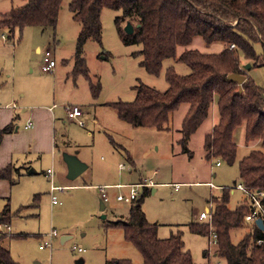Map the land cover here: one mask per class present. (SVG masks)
Returning a JSON list of instances; mask_svg holds the SVG:
<instances>
[{
  "label": "rangeland",
  "instance_id": "374dc122",
  "mask_svg": "<svg viewBox=\"0 0 264 264\" xmlns=\"http://www.w3.org/2000/svg\"><path fill=\"white\" fill-rule=\"evenodd\" d=\"M27 1L0 0V14L20 8ZM73 1H62L55 28L26 27L22 32L18 30L13 39L7 37L6 31L0 34V103L4 108L16 105L20 126L28 122L24 109L30 112L33 105H54L58 112L59 165H50L47 169L54 171V185L60 189L51 191L52 178L42 173L44 169L38 170L35 176L14 174L17 183L13 186L14 196L9 197L11 212L33 205L35 195L40 200L38 206L12 215L5 242L13 259L19 264H107L114 259L142 264L141 253L125 240L123 230L106 226L111 221L127 219L131 203L119 202L116 197L128 195L130 188L107 189L108 202L98 188L104 184H128L152 178L161 184L157 185V192L151 190L145 196L142 206L147 219L159 225L158 236L165 239L181 231L185 250L191 252L196 264H226L224 259L215 256L217 245H210L209 237L190 232L188 225L207 221L199 220L200 213L206 205L213 206L212 196L222 193L206 182L231 189L228 203L231 209L244 201L245 194L236 189L241 183L239 163L250 151L261 149V145L246 144L245 125H242L234 134L237 156L233 164L205 157V137L219 121L217 97L211 116L193 135L189 153H184L179 143L188 104L171 113L166 130L134 127L121 119L110 103L134 101V88L141 83L164 92L169 87L166 81L169 67H174L179 75L190 74L191 69L168 58L159 75L149 74L141 65L143 55L138 54L142 45L127 46L120 38L115 20L121 12L105 8L101 14L102 42L89 39L84 46L89 77L77 73L75 55L82 24L73 18L70 10ZM127 24H123L124 29ZM38 49L42 52L38 53ZM222 49L224 45H207L201 36H196L189 45L178 47V55L186 50L218 53ZM45 51H50L56 61L52 72L43 70ZM256 51L262 54L263 46L257 44ZM242 61L244 67L251 64L247 59ZM244 71L264 89V65ZM97 84L100 91L95 96L93 86ZM69 106L82 109L80 121L84 125L67 120ZM64 154L76 156L88 169L77 179L69 180ZM47 159L44 161L48 163V156ZM130 159L134 166L128 162ZM120 163L131 170L122 172L121 177ZM172 183H180L181 188L175 191L170 186ZM143 191L141 188L138 193L142 195ZM53 195L57 204L53 203ZM102 202L106 206L104 211ZM53 231L57 235L52 246L40 249ZM245 232L246 229L235 232L234 241L238 242ZM64 236L69 239L62 243Z\"/></svg>",
  "mask_w": 264,
  "mask_h": 264
},
{
  "label": "trees",
  "instance_id": "16d2710c",
  "mask_svg": "<svg viewBox=\"0 0 264 264\" xmlns=\"http://www.w3.org/2000/svg\"><path fill=\"white\" fill-rule=\"evenodd\" d=\"M62 1L28 0L22 7L0 14V34L6 31L7 37L13 39L18 30L22 32L26 27L55 28ZM105 8L121 12L115 20L120 38L127 46L142 45L138 54L143 55L141 65L149 74L159 75L168 58L191 69L190 74L179 75L174 67H169L166 71L169 87L164 92L143 83L135 86L134 101L110 103L119 117L134 127L166 130L171 113L188 104L179 143L182 151L189 153L190 141L211 116L217 97L219 121L205 137V157L233 164L237 156L234 134L245 125L246 144L258 143L261 149L250 151L240 161V184L264 191V89L247 75L242 61L247 59L253 67L264 65V0H74L70 10L82 24L75 68L87 77L84 46L89 39L102 42L101 14ZM124 23L133 25L132 34L125 31ZM196 36H201L207 45L220 43L224 49L218 53L186 50L178 55V47L189 45ZM257 44L263 46L262 54L257 53ZM234 73L247 76L241 93L238 83L226 80ZM99 91L100 84L93 86L95 96ZM12 130L11 125L0 129V145ZM20 170L9 165L0 171V179L14 185L17 183L14 174L20 177ZM221 191V195L211 198L214 206L210 221L190 223V232L206 237L215 232L218 236L215 256L226 264H264V230L246 220L251 210L248 199L231 209L228 206L231 189L224 187ZM149 192L145 188L131 203L126 220L111 221L106 226L123 230L125 240L141 253L142 264H196L191 252L185 250L183 232L165 239L158 236L159 225L150 222L142 208ZM39 200V195H35L31 206H38ZM31 206H22L12 213L10 205H6L0 213V222L10 224L12 215ZM245 229L247 232L235 242L233 234ZM5 239L6 236L0 235V264H19L4 247ZM107 264L134 263L130 259H114Z\"/></svg>",
  "mask_w": 264,
  "mask_h": 264
},
{
  "label": "crops",
  "instance_id": "0c3cea01",
  "mask_svg": "<svg viewBox=\"0 0 264 264\" xmlns=\"http://www.w3.org/2000/svg\"><path fill=\"white\" fill-rule=\"evenodd\" d=\"M41 52L42 50L38 49V53ZM16 109L17 108H13V105L11 107L4 108L3 105L0 103V129H3L8 125L13 126L12 132L4 136L2 144L0 145V171L6 168L7 166L11 165L14 166L16 169H21L20 177L23 176L26 177V176H35L38 174L37 172L38 170L44 169L42 173L52 178L51 180L52 181L51 188H52V186L54 185V180H53L54 171H52L50 168L47 169V167H49L50 165H54V166L59 165V161L57 159V142H56V134H57L56 125H57L58 112L56 113V108L54 105L53 106L33 105L30 108L31 110L30 112L27 109H24L26 120L28 122L32 121L34 123L33 127L28 129L26 128L28 122L24 123L23 126L19 125V123L21 122L17 121L19 115L16 113ZM67 120L70 121L68 119V115H67ZM47 156L49 157L48 163L44 161V160H48ZM128 162H130L131 165L134 164L132 159H130ZM120 164H119V171H120L119 177L122 176L121 174L122 172L131 171L130 167H128L126 164H125L126 168L124 170H121ZM49 170L52 172V175L48 174ZM29 171H31L32 173L29 174ZM151 180L153 179L151 178ZM136 183H139V181L128 184H136ZM154 183L156 184L154 185V187L148 188L149 191L152 190V193L157 192L156 187L157 185L161 184L159 182H154ZM206 183L210 184V182H206ZM128 184H121V183L104 184L101 185V187L128 185ZM173 184H180V183H172V185ZM14 185H12L9 180L0 179V213L4 210L6 205L9 204L10 202L9 197L14 196V191H13ZM172 185L170 186L174 187ZM83 186L90 187V185H85V184ZM93 186L96 187V185ZM215 187L218 188H213V189L222 190L219 187H223V186H215ZM174 188L175 191H178L181 187H179V189H176V187ZM98 189H100V187ZM108 189L120 190L122 188L111 187ZM246 199L247 197L244 200ZM213 206L206 205L203 211L205 212L209 211L211 214V210ZM4 246L5 248L9 249L7 242L4 243Z\"/></svg>",
  "mask_w": 264,
  "mask_h": 264
},
{
  "label": "built area",
  "instance_id": "2783aa9c",
  "mask_svg": "<svg viewBox=\"0 0 264 264\" xmlns=\"http://www.w3.org/2000/svg\"><path fill=\"white\" fill-rule=\"evenodd\" d=\"M233 47V46H232ZM44 66H43V70L46 72H52L53 69L56 66V61L52 58V53L50 51H45L44 53ZM13 108H16V105H13ZM67 115H68V119L73 121H78L79 124L84 125V123L82 121H80V117H82V110L80 107L77 106H69L67 107ZM34 125V123L32 121H29L26 128L30 129L32 128ZM126 168L125 164H120V169L124 170ZM51 171L49 170L48 174L51 175ZM156 185L153 180L151 179H143L141 182L136 183V184H128V185H115V186H104L100 188V191L102 193V197L105 201H109L110 198L108 197L106 190L108 188L114 187V188H130V192L128 195L125 194H119L116 197V200L119 202H125V203H132L134 200L138 199L141 194H139V190L142 188L143 190L145 188H150L152 186ZM172 186L176 187V189H179V187L181 186V184H173ZM210 187L212 188H218L215 187L212 183H210ZM220 189H223L224 187H219ZM60 189V187L57 186H52L51 191L52 192H56ZM236 189L242 191L245 196L247 197L250 205H251V210L250 213L246 216V220L248 222H255L258 219H261L264 223V191H254L251 190L249 188H247L246 186L239 184L238 186H236ZM53 203L57 204V198L55 195H53ZM208 220L210 221L211 219V214L209 211L205 212H201L199 215V220L200 221H204V220ZM6 229H9V225L8 224H3L0 222V235H4L7 237V233H6ZM56 232H52L51 234L48 235V240L45 243L44 246H40V249H44V247H49L52 246V242H53V238L56 236ZM209 243L210 245H217L218 243V236L215 232H211L210 236H209ZM5 247V246H4ZM79 252H84L83 249H79ZM211 264H215V263H211Z\"/></svg>",
  "mask_w": 264,
  "mask_h": 264
},
{
  "label": "water",
  "instance_id": "95a60500",
  "mask_svg": "<svg viewBox=\"0 0 264 264\" xmlns=\"http://www.w3.org/2000/svg\"><path fill=\"white\" fill-rule=\"evenodd\" d=\"M139 26V25H138ZM125 31L128 34H132L134 32V27L131 23H128L125 27ZM252 65L248 64L245 66V69H251ZM247 76L246 75H242L240 73H234V74H230L229 76L226 77L227 81H233L238 83V85L240 86V90L239 92H242V84L246 81ZM64 161L67 165V169H68V179L69 180H75L77 179L80 175H82L86 169L88 168V166L82 162L80 159H78L76 156L73 155H68V154H64L63 156ZM32 172L29 171V174H31ZM106 209V206L104 205V203H101V210L104 211ZM103 218L105 219L106 216L104 215ZM256 224L262 229L264 230V223L261 219H258L256 221ZM67 239H69V236H64L61 238V242L64 243Z\"/></svg>",
  "mask_w": 264,
  "mask_h": 264
}]
</instances>
